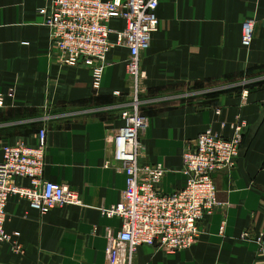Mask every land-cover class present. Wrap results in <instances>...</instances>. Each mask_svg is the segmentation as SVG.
I'll return each instance as SVG.
<instances>
[{
	"label": "crops",
	"instance_id": "crops-1",
	"mask_svg": "<svg viewBox=\"0 0 264 264\" xmlns=\"http://www.w3.org/2000/svg\"><path fill=\"white\" fill-rule=\"evenodd\" d=\"M50 3L0 0V161L5 145H35L46 129L44 178L68 184L83 204L42 214L12 197L6 230L20 233L21 249L0 245V264H107L106 231L120 230L121 219L101 208L117 203L126 185L125 173L107 163L116 151L112 134L124 125L122 112L133 97L130 52L113 33L115 46L95 88L91 71L63 64L51 44L40 13ZM156 14L159 27L141 56L140 107L149 118L143 159L170 170L162 190L183 185V152L202 132L231 136L237 119L246 127L237 165L215 177L220 205L200 224L197 243L172 254L143 245L137 260L264 264L257 242L264 232V0H160ZM250 18L254 36L245 47L243 22ZM125 25L119 18L110 22L113 30Z\"/></svg>",
	"mask_w": 264,
	"mask_h": 264
},
{
	"label": "built area",
	"instance_id": "built-area-1",
	"mask_svg": "<svg viewBox=\"0 0 264 264\" xmlns=\"http://www.w3.org/2000/svg\"><path fill=\"white\" fill-rule=\"evenodd\" d=\"M160 0H51L40 13L50 28L51 44L60 51L67 66L83 65L93 77V86L100 88L108 65L107 56L115 44L128 47L126 67L132 82L133 97L122 112L124 125L112 134L116 145L113 160L107 165L126 176L120 200L101 208L107 217H119L121 228L106 231L107 264H141L137 253L141 246L151 245L167 253L192 248L198 241L200 224L220 205L216 175L237 165L246 122L232 125L233 134L224 136L208 128L183 152V185L164 192L161 184L170 171L161 163L145 161L143 134L149 118L142 113L140 94L145 72L141 56L151 43L152 33L159 27L156 11ZM125 20V27L113 30L111 20ZM254 19L243 22L242 44L250 47L254 36ZM120 95V92H116ZM3 101L0 100V106ZM220 113V111H218ZM47 131L42 129L37 144L18 142L3 147L0 161V245L11 243L20 251V233L6 230V206L12 197L28 200L42 214L65 205H81L79 192L65 183L44 178L47 152ZM30 185H25L24 180ZM225 224V222L223 223ZM223 229L221 233H223ZM245 232L243 239H249ZM264 248V232L257 238Z\"/></svg>",
	"mask_w": 264,
	"mask_h": 264
}]
</instances>
